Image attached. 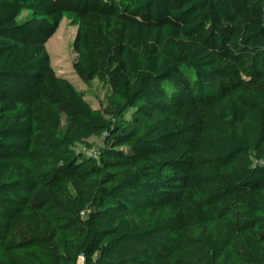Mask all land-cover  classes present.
I'll return each instance as SVG.
<instances>
[{
  "label": "trees",
  "instance_id": "trees-1",
  "mask_svg": "<svg viewBox=\"0 0 264 264\" xmlns=\"http://www.w3.org/2000/svg\"><path fill=\"white\" fill-rule=\"evenodd\" d=\"M0 264H264V0H0Z\"/></svg>",
  "mask_w": 264,
  "mask_h": 264
},
{
  "label": "rangeland",
  "instance_id": "rangeland-1",
  "mask_svg": "<svg viewBox=\"0 0 264 264\" xmlns=\"http://www.w3.org/2000/svg\"><path fill=\"white\" fill-rule=\"evenodd\" d=\"M26 11H23L19 18L24 17ZM77 30L76 24L69 17H64L55 32L48 39L46 43L47 51L50 55L51 65L55 72L59 75L67 77L79 89H83L85 97L91 102L93 106H98L105 100L106 88L97 79L92 80L89 84H85L74 73L73 62L76 54L73 50V39ZM91 141L95 146L101 142L100 138L91 137Z\"/></svg>",
  "mask_w": 264,
  "mask_h": 264
},
{
  "label": "built area",
  "instance_id": "built-area-1",
  "mask_svg": "<svg viewBox=\"0 0 264 264\" xmlns=\"http://www.w3.org/2000/svg\"><path fill=\"white\" fill-rule=\"evenodd\" d=\"M81 147H82L83 150L89 152L90 154H92L94 156L97 155L96 148L95 149H94V147H92V148H86V146H81Z\"/></svg>",
  "mask_w": 264,
  "mask_h": 264
}]
</instances>
